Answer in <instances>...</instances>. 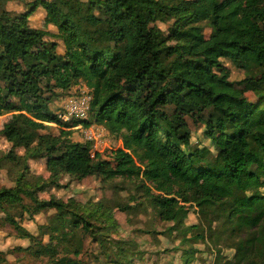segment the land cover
I'll list each match as a JSON object with an SVG mask.
<instances>
[{
    "label": "trees",
    "instance_id": "16d2710c",
    "mask_svg": "<svg viewBox=\"0 0 264 264\" xmlns=\"http://www.w3.org/2000/svg\"><path fill=\"white\" fill-rule=\"evenodd\" d=\"M2 1L0 115L11 116L0 137L9 144L4 158L22 164V170L14 187H0V211L17 237L30 241L18 249L47 256L50 264H83L78 233H93L92 221L103 223L110 213L100 204L82 210L73 200L37 197L59 187L62 176L136 179L159 218L174 225L171 230L181 229L176 224L190 204L206 209L231 203L227 219L260 224L264 0H33L19 14L6 10ZM38 7L56 28L61 52L58 42L44 40L29 25V15ZM157 15L173 18L166 32L154 25ZM30 43L38 49L30 51ZM225 62L242 69L244 78L231 80ZM80 82L92 94L90 119L63 123L49 110L50 102L57 91ZM247 89L255 101L246 96ZM187 118L202 129L194 145ZM49 123L58 126L57 134L47 131ZM78 123L104 126L121 146L108 159L98 152L92 156L89 142L71 139ZM202 140L209 145H200ZM18 149L23 152L17 154ZM30 159L45 160L46 179L25 180ZM17 206L29 215L55 210V223L39 227L48 242L36 241L8 213ZM65 215L73 219L70 230ZM189 228L182 229V239ZM238 247L244 252L233 264L264 263L260 234ZM118 249L125 258L123 248Z\"/></svg>",
    "mask_w": 264,
    "mask_h": 264
},
{
    "label": "rangeland",
    "instance_id": "374dc122",
    "mask_svg": "<svg viewBox=\"0 0 264 264\" xmlns=\"http://www.w3.org/2000/svg\"><path fill=\"white\" fill-rule=\"evenodd\" d=\"M32 1L3 0L2 2L6 10L19 14L28 11ZM157 1L168 3L167 0ZM44 18L45 11L38 7L29 15V25L41 31L44 40L58 42L57 51L61 52L62 44L56 28L48 24ZM173 22V18L169 16L157 15L154 25L166 32ZM205 33L208 35L209 30L205 29ZM27 47L30 51L38 49V45L32 43ZM224 65L230 69L231 80L238 81L244 78L242 69L229 62H225ZM85 87L87 88L83 82H80L65 92L57 91L58 97L50 102L49 110L53 113L62 112L69 100L76 98ZM245 94L251 101L256 100L252 90L247 89ZM10 116L11 113L0 115V129ZM87 119H90V113ZM73 121L78 120L72 119L70 122L63 123ZM187 122L193 132L194 145L196 138L197 140L202 138V129L194 125L189 118ZM47 126H49L47 131L58 133L56 124L49 123ZM76 126L72 128L71 139L83 142L82 133ZM101 140L102 147L98 152L101 157L107 159L110 152L120 147L122 143L107 130ZM199 144L206 146L209 142L202 140ZM8 150L9 144L0 137V187H14L16 178L22 170V164L17 165L4 158ZM22 152V149L16 151L17 154ZM44 164V159L28 160V171L24 174L25 180L35 181L37 177L46 179L49 173L45 170ZM58 183L59 187H49L39 192L37 197L48 199L53 196L63 201L73 200L75 204L82 206V210L91 209L100 204L110 213L109 219L103 223L92 221L93 233H78L81 240L78 257L83 264H233L244 252L242 247H238L239 243L260 234L262 246H264V218L258 226L254 227L236 218L229 220L227 216L231 203L226 202L215 207L207 206L206 209L190 204L185 217L179 223L180 226L176 224L181 229L171 230L174 225L159 218L158 211L150 206L136 179L116 177L104 182L96 175L82 180L62 176ZM259 192L264 194V188L261 187ZM23 202L30 203V200L23 197ZM8 213L14 215L24 228L34 234L36 241L40 240L42 243L49 241V236L43 234L39 227L55 223L57 213L54 209H45L29 215L17 206L8 208ZM3 219L4 213L0 211V257L4 258L0 264H50L47 256L36 257L28 251L18 249L28 246L30 241L17 237L13 227L3 222ZM64 219L66 228L70 230L72 217L65 215ZM89 221H91L90 218ZM190 226L194 227L189 228ZM184 227L189 229L182 239ZM37 246L35 244V247ZM119 246L123 248L125 258H121ZM247 246L248 244H245V252L248 250Z\"/></svg>",
    "mask_w": 264,
    "mask_h": 264
},
{
    "label": "built area",
    "instance_id": "2783aa9c",
    "mask_svg": "<svg viewBox=\"0 0 264 264\" xmlns=\"http://www.w3.org/2000/svg\"><path fill=\"white\" fill-rule=\"evenodd\" d=\"M92 100L91 92L85 87L76 98L69 100L62 112H58L57 116L62 122H70L72 119L80 121V119L87 120L90 113V103ZM75 128V127H74ZM76 128L80 129L83 140L91 143L93 156L102 147L101 137L106 134L104 126L99 124H91L88 127H83L77 124ZM83 141V142H84ZM99 153V152H98Z\"/></svg>",
    "mask_w": 264,
    "mask_h": 264
}]
</instances>
